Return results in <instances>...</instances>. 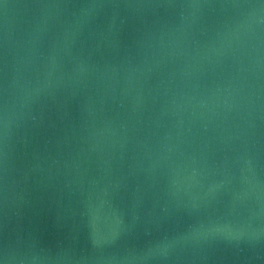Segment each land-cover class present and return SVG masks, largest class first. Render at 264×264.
<instances>
[{
    "label": "water",
    "instance_id": "95a60500",
    "mask_svg": "<svg viewBox=\"0 0 264 264\" xmlns=\"http://www.w3.org/2000/svg\"><path fill=\"white\" fill-rule=\"evenodd\" d=\"M2 264H264V0H0Z\"/></svg>",
    "mask_w": 264,
    "mask_h": 264
},
{
    "label": "clouds",
    "instance_id": "9594fccd",
    "mask_svg": "<svg viewBox=\"0 0 264 264\" xmlns=\"http://www.w3.org/2000/svg\"><path fill=\"white\" fill-rule=\"evenodd\" d=\"M0 264H2V262H0Z\"/></svg>",
    "mask_w": 264,
    "mask_h": 264
}]
</instances>
